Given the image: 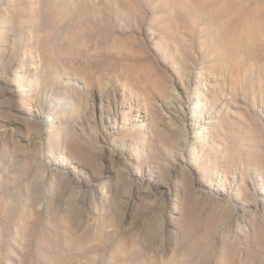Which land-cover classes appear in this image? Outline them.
Here are the masks:
<instances>
[{"label": "rangeland", "instance_id": "obj_1", "mask_svg": "<svg viewBox=\"0 0 264 264\" xmlns=\"http://www.w3.org/2000/svg\"><path fill=\"white\" fill-rule=\"evenodd\" d=\"M0 264H264V0H0Z\"/></svg>", "mask_w": 264, "mask_h": 264}, {"label": "bare ground", "instance_id": "obj_2", "mask_svg": "<svg viewBox=\"0 0 264 264\" xmlns=\"http://www.w3.org/2000/svg\"><path fill=\"white\" fill-rule=\"evenodd\" d=\"M176 102L174 103L175 107L178 109L179 113H184L185 112V108L183 107V103H182V98L180 97L179 94H177L175 96ZM183 138H187L186 133H183Z\"/></svg>", "mask_w": 264, "mask_h": 264}]
</instances>
